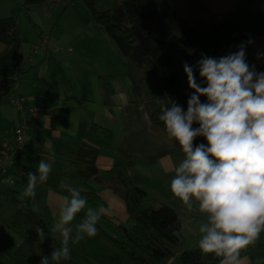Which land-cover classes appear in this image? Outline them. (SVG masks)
I'll use <instances>...</instances> for the list:
<instances>
[{
	"label": "crops",
	"instance_id": "0c3cea01",
	"mask_svg": "<svg viewBox=\"0 0 264 264\" xmlns=\"http://www.w3.org/2000/svg\"><path fill=\"white\" fill-rule=\"evenodd\" d=\"M69 2L0 0V19L10 16L18 5L29 7L32 18L34 11L51 15L61 8L66 16L73 5ZM173 5L192 27L203 33V50L209 57L218 59L234 53L247 29L246 39L253 41L246 46L250 62L264 67V0H174ZM57 20L52 35L35 20L44 32L43 40L34 31L28 36L23 31L22 37L0 56V160L23 118L11 100L25 97L30 106L39 109V143L35 152L28 155L23 171H37L41 159L52 167L47 183L36 187L44 203L39 212L44 214L46 208L54 224L60 197L67 195L60 187L66 180L76 187H94L104 206L109 202L113 205V216L108 218L131 226L126 191L104 176L118 163L112 148L125 150L136 161L130 174L147 195V186L158 188L155 182L162 181L166 174L174 178L177 156L182 150L177 142L168 139L162 121L151 120L160 107L158 102L148 99L145 78L124 61L104 31L89 24L81 36L74 37L72 25L62 27V21ZM92 26L98 28L94 29L98 33L87 35L89 28L93 32ZM57 28L61 33L53 37ZM50 51L64 67L70 89L57 86L52 80L47 60ZM20 66L24 72L16 73ZM94 126L110 131L113 141L95 132ZM13 215V207L1 199L0 262L27 264L24 238L9 226ZM73 223H79L78 219ZM53 233L61 244L60 234ZM244 264H249L248 260Z\"/></svg>",
	"mask_w": 264,
	"mask_h": 264
},
{
	"label": "clouds",
	"instance_id": "9594fccd",
	"mask_svg": "<svg viewBox=\"0 0 264 264\" xmlns=\"http://www.w3.org/2000/svg\"><path fill=\"white\" fill-rule=\"evenodd\" d=\"M252 42L218 59L202 55L196 68L206 87L197 83L192 66L183 65L193 93L186 112L167 93L157 99L168 139L177 142L184 154L174 168L170 191L188 212L206 215L199 226L198 248L218 258L219 264H244L243 250L255 246L264 232V72H257L246 60V46ZM197 137L207 144L194 147ZM51 171V164L41 159L37 171L26 173L27 186L20 199L34 200L37 185L47 183ZM60 187L67 195L60 197L52 231L62 237L61 246L53 248L50 257L42 255L40 264L70 261V241L78 244L98 236V221L113 216L111 202L88 207L81 194L86 189L66 180ZM82 212L83 218L74 224ZM37 235L46 239L43 228L37 229Z\"/></svg>",
	"mask_w": 264,
	"mask_h": 264
},
{
	"label": "trees",
	"instance_id": "16d2710c",
	"mask_svg": "<svg viewBox=\"0 0 264 264\" xmlns=\"http://www.w3.org/2000/svg\"><path fill=\"white\" fill-rule=\"evenodd\" d=\"M75 2L88 9L90 17L86 24L100 27L124 61L145 78L148 99L162 100L167 93L186 112L188 99L193 93L192 90L184 91L188 86L187 76L179 79L176 75V71H184L185 63L194 68L199 84L207 86L196 68L202 55L209 57L203 50L204 35L175 10L174 0H70L69 5ZM24 18L37 37L43 40L44 32L32 18L30 8L18 5L10 16L0 19V56L22 37ZM246 33L247 29L242 32L241 41L234 52L238 51L242 43L247 42ZM47 60L54 83L70 89L71 81L53 51L49 52ZM246 60L253 66L247 51ZM255 69L257 72H264V67L255 66ZM21 72H24L23 66L16 69V73ZM200 100L204 102L202 97ZM2 103L1 99L0 105ZM159 113L160 107L151 115V120L161 121ZM34 124L37 125L36 121ZM193 127L199 125L194 124ZM94 131L113 141L110 131L97 126H94ZM201 143L207 144V141L203 137H197L193 146ZM35 150V146L26 145L23 151L16 154L8 172L0 174V200L5 199L14 209L9 226L24 238L28 247L27 264H40L42 255L50 257L53 248L61 246L52 231L53 222L47 209L43 210L44 214L39 212L44 206L42 195L36 190L34 200L20 199L27 186V178L26 175L20 176L19 171L24 170L29 162L28 155ZM112 150L118 156V163L105 171L104 176L126 191L127 213L132 222L131 226L126 227L108 217H101L97 223L99 235L95 238L111 254L113 263L173 264L179 261L181 264H219L218 258L213 255L202 254L198 245L191 250L184 249L183 241L178 237L182 224L177 210L168 204L151 200L131 177L130 169L135 166L136 161L121 148L113 147ZM6 178H11L13 183H3ZM87 186L86 191L81 193L87 199V206H104L98 191ZM82 218L83 212L77 216L78 220ZM38 228L44 229L46 239L38 237ZM260 236H264V232ZM253 248L256 249V246ZM258 248L264 250V243ZM247 251L243 250V257L248 255ZM61 264L82 263L71 256L70 261H62Z\"/></svg>",
	"mask_w": 264,
	"mask_h": 264
},
{
	"label": "rangeland",
	"instance_id": "374dc122",
	"mask_svg": "<svg viewBox=\"0 0 264 264\" xmlns=\"http://www.w3.org/2000/svg\"><path fill=\"white\" fill-rule=\"evenodd\" d=\"M71 9L68 10L66 16H63V8L61 9H55L54 12L51 15L46 14L43 11H40L37 13V11H34V19L43 27L45 32H48V35H52L51 29L53 27V24L58 21L57 19H60L62 22L60 25L68 26L69 24L72 25L71 35L74 37H77L82 35L83 31H85V25L87 26L86 19L87 17H90L88 9L81 3L75 2L72 3ZM56 8H59L57 6ZM82 22L81 25H79V22ZM93 32L91 31V28L86 30L87 35H96L98 32H94V29H98L97 27H93ZM22 30L24 31V34L26 36L30 35V33H33L31 29L30 23L24 18L22 19ZM80 32V33H79ZM60 34V30H56L55 33H53V37H56V35ZM23 35V34H22ZM102 35H104L102 33ZM80 38V37H79ZM118 53H115V56H117ZM176 75L179 77V79H183L186 74L182 70L176 71ZM197 83H199V77L197 74H195ZM191 89L189 86L184 88L185 92L190 91ZM206 97H202V101L206 102ZM177 162L179 163L184 159V154L182 152H179V157L177 156ZM177 165V166H178ZM138 182L140 177H138ZM173 177H170V174H166L165 177L162 179V181H156V185L158 188H153L151 186H147L148 189V197L151 200L158 201L161 203L171 204L174 208H176L181 224L182 229L181 232L178 234V237L183 241L184 249L185 250H191L195 246L198 245V241L201 238V234L199 233V226L201 223H205L207 220L206 215L200 214L198 211L188 212L186 207L182 204V202L174 197L172 192L170 191V184ZM135 182V181H134ZM158 198V199H156ZM178 199V201H176ZM80 222V220H78ZM132 225V222H130ZM128 227V225L126 226ZM264 243V236H260L259 240L256 242L255 246L256 249H254V246H249L247 248L248 255L246 256L245 260H248L249 264H262L264 260V250L261 248H258L260 244ZM27 247V246H26ZM69 247L71 250V256L74 260L77 262H80L82 264H115L113 263L111 259V254L104 249L96 240L95 237H86L84 240L80 241L78 244H73L71 241L69 243ZM28 249V247H27ZM25 258V257H23ZM27 258V257H26ZM244 260V261H245ZM28 261V259H27ZM26 261V262H27ZM173 264H181L179 261H175Z\"/></svg>",
	"mask_w": 264,
	"mask_h": 264
},
{
	"label": "built area",
	"instance_id": "2783aa9c",
	"mask_svg": "<svg viewBox=\"0 0 264 264\" xmlns=\"http://www.w3.org/2000/svg\"><path fill=\"white\" fill-rule=\"evenodd\" d=\"M12 105L16 106L22 113L21 124L16 128L13 136L8 141L4 156L0 160V174H6L12 165L13 159L16 154L23 151L26 145L31 144L33 146L38 145L39 139L36 136L38 132V126L35 125L39 109L29 105L28 99L25 97H18L11 100ZM20 176H25L26 172L19 171ZM3 183H13L11 178H6Z\"/></svg>",
	"mask_w": 264,
	"mask_h": 264
}]
</instances>
